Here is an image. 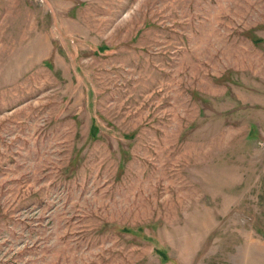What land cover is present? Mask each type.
<instances>
[{"label": "rangeland", "instance_id": "1", "mask_svg": "<svg viewBox=\"0 0 264 264\" xmlns=\"http://www.w3.org/2000/svg\"><path fill=\"white\" fill-rule=\"evenodd\" d=\"M0 264H264V0H0Z\"/></svg>", "mask_w": 264, "mask_h": 264}]
</instances>
